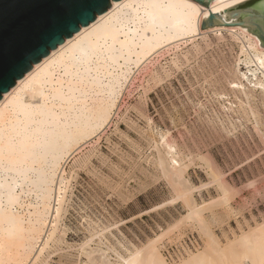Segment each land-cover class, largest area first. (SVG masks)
Returning <instances> with one entry per match:
<instances>
[{
  "label": "rangeland",
  "instance_id": "374dc122",
  "mask_svg": "<svg viewBox=\"0 0 264 264\" xmlns=\"http://www.w3.org/2000/svg\"><path fill=\"white\" fill-rule=\"evenodd\" d=\"M223 37L209 35L177 50L163 49L150 67L162 77L157 82L147 71L133 70L110 124L91 148L77 154V163L74 159L64 167L70 183L59 222L62 241L50 245L43 264H101L104 259L123 264L165 231L157 242L165 260L162 247L167 244L179 249L197 241L205 249L207 236L197 224L182 220L188 208L160 168L159 155L170 163L167 144L183 171L182 182L194 191V204H209L201 219L220 247L264 221V102L246 80L244 87H232L238 48ZM240 71L246 73L243 64ZM200 160L212 163L230 188L226 203ZM176 222L181 225L168 230ZM246 253V259L238 254L203 264H257L255 255ZM182 258L166 262L183 263Z\"/></svg>",
  "mask_w": 264,
  "mask_h": 264
},
{
  "label": "bare ground",
  "instance_id": "6f19581e",
  "mask_svg": "<svg viewBox=\"0 0 264 264\" xmlns=\"http://www.w3.org/2000/svg\"><path fill=\"white\" fill-rule=\"evenodd\" d=\"M250 1L213 0L208 8L190 0L112 2L106 13L66 39L3 95L0 264H43L50 245L62 241L58 236L59 222L66 210L70 183L65 165L110 124L133 70L138 74L147 71L149 80L154 82L162 80L150 67L163 49L177 50L187 43L193 45L198 38L206 41L209 35L218 39L228 36L238 48L232 68L236 82L232 87L242 88V80H246L259 91L264 102V47L258 38L240 27L200 29L210 13L219 14L227 23L235 22L241 12L233 16L228 11ZM242 64L246 73L240 71ZM253 117L255 129L260 132L258 120L254 114ZM170 147L168 144L165 147L170 163L159 155L160 168L170 179L176 198L188 208L182 220L197 224L207 236L205 249L189 253V258H182L185 261L176 264H203L205 260L215 261L225 256L230 259L238 254L246 259V251L255 255L257 264H264V221L220 247L201 219L204 207L209 204H194L191 197L194 191L182 182L179 175L183 171L177 169L179 163ZM91 155L89 151L83 162ZM203 161L226 203L230 188L221 183L213 164ZM77 162L75 159L74 163ZM178 223L168 230L173 231ZM163 234L136 249L123 264H167L157 247Z\"/></svg>",
  "mask_w": 264,
  "mask_h": 264
},
{
  "label": "water",
  "instance_id": "95a60500",
  "mask_svg": "<svg viewBox=\"0 0 264 264\" xmlns=\"http://www.w3.org/2000/svg\"><path fill=\"white\" fill-rule=\"evenodd\" d=\"M120 0H0V101L34 65L66 39L89 26ZM208 8L213 0H190ZM233 23L210 13L202 31L215 26L245 28L264 47V0H252L234 11Z\"/></svg>",
  "mask_w": 264,
  "mask_h": 264
},
{
  "label": "built area",
  "instance_id": "2783aa9c",
  "mask_svg": "<svg viewBox=\"0 0 264 264\" xmlns=\"http://www.w3.org/2000/svg\"><path fill=\"white\" fill-rule=\"evenodd\" d=\"M201 248V243L197 241L189 242V244H186L185 247L177 248L174 244H167L166 246L162 247V252L165 254L167 259L174 261V260H179L183 256L191 253V252H196L200 250Z\"/></svg>",
  "mask_w": 264,
  "mask_h": 264
}]
</instances>
